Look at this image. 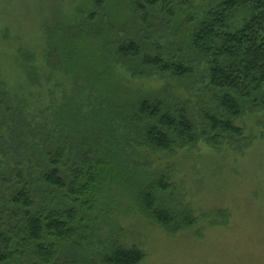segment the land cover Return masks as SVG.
<instances>
[{
    "label": "trees",
    "instance_id": "16d2710c",
    "mask_svg": "<svg viewBox=\"0 0 264 264\" xmlns=\"http://www.w3.org/2000/svg\"><path fill=\"white\" fill-rule=\"evenodd\" d=\"M175 1L123 0L132 18L122 31L142 23L131 38H121L118 24L102 13L109 0H94L97 10L84 26L59 23L47 30L46 66L73 77L76 92L57 86L61 97L46 107L28 111L0 71V264H77L82 253L90 264H142L146 254L122 245L124 232L115 220L126 199L170 236L198 220L188 208L175 212L164 203L178 186L152 157L174 159L201 143L220 152L223 144L252 141L235 120L243 102L264 106V0L210 1L190 17L193 27L184 36L180 24L161 21L167 31L162 39L187 46L207 69L208 89L223 115L205 110L199 119L192 101L178 92L177 82L194 76L192 64L148 54L150 38L141 33L153 29L150 12L160 8L176 23L169 10ZM23 63L29 83L40 86L30 53H23ZM116 66L130 83L146 80L149 69L160 92L141 96L122 83ZM97 224L108 228V239L99 240ZM100 244L106 251L95 262Z\"/></svg>",
    "mask_w": 264,
    "mask_h": 264
},
{
    "label": "rangeland",
    "instance_id": "374dc122",
    "mask_svg": "<svg viewBox=\"0 0 264 264\" xmlns=\"http://www.w3.org/2000/svg\"><path fill=\"white\" fill-rule=\"evenodd\" d=\"M122 1L109 0L102 13L110 23L118 24L116 32L120 33L121 38H131L137 36L142 23L135 24L127 32L122 31L126 26L124 21L132 18ZM210 1L213 0H176L169 7L171 13L177 15L176 23L175 20L170 21L167 12L160 8L150 12L153 29L141 32L150 38L146 45L148 54L160 53L166 59L177 57L192 64L194 76L177 83L178 92L192 101V115L196 119L205 110L216 115L223 114L216 110L215 92L208 89L206 67L191 49L174 43L180 40L179 37L171 38L174 44L166 38L162 39L167 31L161 21L180 24L184 36V32L193 27L190 17L197 15L199 10H206ZM93 2L0 0L1 75L11 95H17L19 102L27 103L28 111L33 112L39 106L46 107L60 98L62 89L57 86H65L66 90L63 89L72 95L76 92L73 77L52 72L46 66V31L59 23L83 25L84 21L89 20L90 13L97 10ZM87 10L91 12L85 14ZM90 50L96 51V45L86 50L92 55ZM25 52L30 53L35 62L41 79L40 86H32L26 77L23 63ZM145 70L148 76L146 80L131 83L124 69L117 67L115 72L124 85L141 96L153 97L160 92L161 83L155 74L151 76L153 73L149 69ZM170 80L165 77V81ZM197 98L199 102L194 103ZM261 103L258 100L254 104L243 102L244 112L241 118L235 120V124L244 129L245 136L252 139L243 147L223 144L222 150L217 152L201 143L196 150L180 152L174 159L168 155L152 157L154 166L163 169L169 181L178 186L179 191L167 197L164 203L169 204L175 212L186 207L198 220L191 229L170 236L140 215L133 199L131 202L126 199L123 211L115 215V220L124 232L122 245L137 247L146 254L142 264H264V106ZM96 226L102 228L99 240L108 239V228L105 229L102 224ZM105 251L101 244L96 247L95 262L99 254ZM79 258L77 264H90L87 254L82 253Z\"/></svg>",
    "mask_w": 264,
    "mask_h": 264
}]
</instances>
